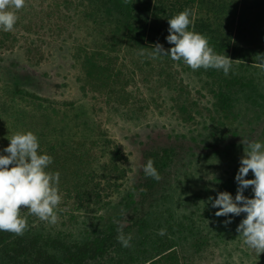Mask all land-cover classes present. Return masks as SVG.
<instances>
[{
	"label": "rangeland",
	"instance_id": "obj_1",
	"mask_svg": "<svg viewBox=\"0 0 264 264\" xmlns=\"http://www.w3.org/2000/svg\"><path fill=\"white\" fill-rule=\"evenodd\" d=\"M217 1L210 14L171 0H25L14 30L0 31V149L34 132L54 158L62 201L55 224L21 206L28 228L0 231L4 239L51 253L92 242L112 250L90 264H264L238 237L243 214L224 227L207 203L217 191L235 195L248 142H264V0ZM186 8L194 30L233 61L229 75L153 59L157 42L174 47L167 20ZM87 56L96 77L86 76ZM149 158L159 180L143 172Z\"/></svg>",
	"mask_w": 264,
	"mask_h": 264
},
{
	"label": "clouds",
	"instance_id": "obj_2",
	"mask_svg": "<svg viewBox=\"0 0 264 264\" xmlns=\"http://www.w3.org/2000/svg\"><path fill=\"white\" fill-rule=\"evenodd\" d=\"M24 5L25 0H0V31L14 30L19 19L17 11ZM191 16V10L186 8L167 20L169 34L165 39L174 47L165 49L157 42L153 47V59L170 57L173 61H183L193 71L211 68L229 75L233 61L215 52L208 37L194 30ZM8 141V145L0 149V231L24 234L28 219L21 215V206L39 220L55 224L62 194L60 173L49 171L54 158L41 150L39 138L32 131H18ZM143 172L146 177L160 179L151 158L143 165ZM250 172L254 178L247 179ZM234 182L237 186L234 196L228 191H217L207 203L210 210H215V217L225 218L220 221L224 227L243 214L236 227L238 237L260 255L264 253V142H248L247 151L244 150L239 159ZM248 189L251 196L244 194ZM158 234L165 235L166 229H160ZM131 240V235L118 231L117 241L122 247H129Z\"/></svg>",
	"mask_w": 264,
	"mask_h": 264
},
{
	"label": "trees",
	"instance_id": "obj_3",
	"mask_svg": "<svg viewBox=\"0 0 264 264\" xmlns=\"http://www.w3.org/2000/svg\"><path fill=\"white\" fill-rule=\"evenodd\" d=\"M178 1L180 4L194 6L197 5L199 8L206 7V13H215L218 9V1L217 0H171ZM217 3V4H216ZM129 4V0H128ZM161 5V4H160ZM125 6H119L118 12L122 13L123 11H128V8ZM173 7L170 6L171 13H174ZM165 9V10H164ZM159 13H164L168 11L166 7L163 5V8L159 7L156 9ZM167 13V12H166ZM168 15V16H169ZM173 17V15H172ZM157 13H154L153 19L157 20ZM147 21V19H146ZM156 30V29H154ZM122 27L118 28L115 32L111 33L112 37L115 38L120 35ZM156 32V31H155ZM143 38V37H141ZM94 57H86L83 63V67L87 77H96L98 74L101 73V67L98 65L96 59ZM101 70V71H100ZM220 109L226 111L229 109V105L225 99V96L220 95L218 97ZM22 239L17 241H10L9 239L3 238V233H0V244L5 246L4 250V258L0 259V264H90L95 263L110 256L112 250L108 249V247L96 244V243H89V244H78L74 246L72 249H68L65 251H57L58 253H51L48 251L47 245L44 247H36L34 244L29 243L27 245H22ZM20 242V243H19ZM150 264H156L154 261L150 262Z\"/></svg>",
	"mask_w": 264,
	"mask_h": 264
}]
</instances>
